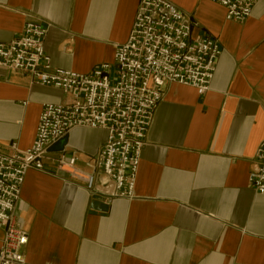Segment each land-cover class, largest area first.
<instances>
[{"label": "crops", "instance_id": "0c3cea01", "mask_svg": "<svg viewBox=\"0 0 264 264\" xmlns=\"http://www.w3.org/2000/svg\"><path fill=\"white\" fill-rule=\"evenodd\" d=\"M193 24L192 35L217 40L222 54L211 89L168 85L142 152L132 200L109 206L80 180L60 172L78 158L99 173L105 130L77 128L50 149L42 172H27L16 210L28 234L26 264H264V196L250 189L264 142V0L238 23L210 0H167ZM141 0H0V44L29 22L49 26L53 69L89 74L112 64ZM72 99L32 84L26 72L0 68V152L35 141L46 104ZM99 179L102 175L99 174ZM0 228V244L3 239Z\"/></svg>", "mask_w": 264, "mask_h": 264}, {"label": "built area", "instance_id": "2783aa9c", "mask_svg": "<svg viewBox=\"0 0 264 264\" xmlns=\"http://www.w3.org/2000/svg\"><path fill=\"white\" fill-rule=\"evenodd\" d=\"M226 11L228 22L244 23L258 0H210ZM125 44L115 48L112 64L98 65L89 74L52 67L45 52L48 25L29 22L20 36L0 44V68L26 72L32 84L56 88L72 99L46 104L40 113L32 146L0 152V264H26L23 248L28 234L16 219L27 172H42L50 149L72 130H105L106 143L97 155V173L83 174L78 158L61 157L58 170L84 183L102 204L132 200L135 182L156 110L168 85L194 88L203 96L211 89L222 54L218 41L192 35L193 24L167 0H141ZM252 163L250 189L264 196V142ZM99 174L102 178L99 179Z\"/></svg>", "mask_w": 264, "mask_h": 264}]
</instances>
